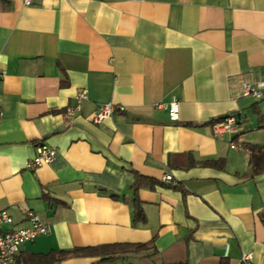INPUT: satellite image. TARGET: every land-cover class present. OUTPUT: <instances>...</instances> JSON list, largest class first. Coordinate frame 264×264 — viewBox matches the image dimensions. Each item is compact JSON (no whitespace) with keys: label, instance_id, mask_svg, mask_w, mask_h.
Segmentation results:
<instances>
[{"label":"crops","instance_id":"crops-1","mask_svg":"<svg viewBox=\"0 0 264 264\" xmlns=\"http://www.w3.org/2000/svg\"><path fill=\"white\" fill-rule=\"evenodd\" d=\"M0 73L2 231L29 212L51 230L17 260L120 245L141 248L55 264H264V175L242 147L264 146V90L230 91L238 76L264 83V0H0ZM108 103L124 111L91 122ZM227 115L237 128L215 136ZM41 144L55 158L24 170Z\"/></svg>","mask_w":264,"mask_h":264},{"label":"built area","instance_id":"built-area-1","mask_svg":"<svg viewBox=\"0 0 264 264\" xmlns=\"http://www.w3.org/2000/svg\"><path fill=\"white\" fill-rule=\"evenodd\" d=\"M31 0H23V4L29 5ZM3 78V73H0V81ZM262 90L264 83L250 82L243 76L235 77L230 83V91L235 98H251L253 100L262 99ZM87 100L86 90H80L75 96L73 106L65 110V115L68 118L75 117L81 110L82 104ZM168 114V118L172 122L178 120L179 102L175 99L168 104L162 106ZM123 112L122 106H116L111 103L99 106L97 110L89 116V120L94 124H100L104 120L109 119L115 111ZM4 117L3 111L0 109V122ZM238 119L236 115H227L218 118L212 124L213 134L221 136L225 133H233L237 128ZM236 148L234 144L230 146ZM56 155L55 148L46 145H38L35 149V155L28 160L24 165V170H34L41 166L49 164ZM170 188H177L178 183L173 179L171 174H165L162 178ZM28 227L23 229H9L2 231L4 225H11L12 219L6 214H0V264H17V256L20 247L25 243L33 242L36 238L48 235L50 227L42 223L33 213H27ZM239 264H251V254H243L239 260Z\"/></svg>","mask_w":264,"mask_h":264},{"label":"trees","instance_id":"trees-1","mask_svg":"<svg viewBox=\"0 0 264 264\" xmlns=\"http://www.w3.org/2000/svg\"><path fill=\"white\" fill-rule=\"evenodd\" d=\"M243 149L248 154V175L250 177H255L259 175H264V146L243 144ZM207 166L217 167V162H205ZM143 179L137 178L134 184L135 190H137L143 183ZM135 221L143 222L144 217L141 208L138 204L134 207ZM261 221L264 222V214L261 215ZM134 250L141 248L136 246L121 247L120 245L99 247V248H82L76 249L70 252H58L49 253L47 255H28L17 260V264H55L64 259L74 257V256H95L100 254L112 255L117 253L119 250Z\"/></svg>","mask_w":264,"mask_h":264}]
</instances>
